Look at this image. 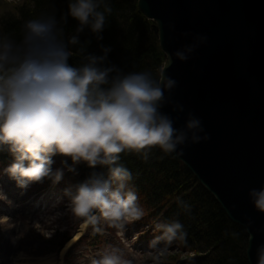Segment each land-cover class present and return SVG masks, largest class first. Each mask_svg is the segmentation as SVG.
<instances>
[{"label": "clouds", "instance_id": "9594fccd", "mask_svg": "<svg viewBox=\"0 0 264 264\" xmlns=\"http://www.w3.org/2000/svg\"><path fill=\"white\" fill-rule=\"evenodd\" d=\"M12 7V0H5L0 15ZM112 13L111 0H69L60 21L44 14L24 21L19 39L0 28V150L6 148L13 155L14 162L5 172L20 188L45 178L58 183L64 172L52 169L57 155L71 159V167L62 161L69 172L80 163L106 169V173L92 171L65 195L71 214L93 232L101 233L107 225L120 234L145 215L136 191L129 187L133 175L121 163L122 154L147 161L152 150L159 149L182 157L186 147L211 137L194 113L188 112L184 125L177 128L176 121L162 111L171 105L173 112H184L183 105L172 100L177 81L166 70L155 75L150 70L124 72L107 63L110 47L101 45L102 55L87 52L91 41L81 43L79 35L88 28L97 41L102 40ZM68 16L78 26L66 40L62 25ZM169 30L175 26L170 24ZM207 39L196 36L192 44L166 53V68L176 60L187 62ZM73 57L78 64L69 63ZM248 198L264 214V186L251 188ZM177 205L185 212L191 210L179 197ZM252 223L249 219L246 225L250 240ZM154 228L159 234L150 241L148 255L158 264L172 244L186 243L187 233L179 220L159 221ZM97 256L90 264H134L113 245ZM256 264H264V243L256 248Z\"/></svg>", "mask_w": 264, "mask_h": 264}, {"label": "water", "instance_id": "95a60500", "mask_svg": "<svg viewBox=\"0 0 264 264\" xmlns=\"http://www.w3.org/2000/svg\"><path fill=\"white\" fill-rule=\"evenodd\" d=\"M163 54L161 71L177 81L172 100L183 113L169 114L175 126L188 112L199 117L211 139L184 149L181 161L247 236L246 259L256 264L264 243V214L248 191L264 186V0H137ZM175 26L174 31L169 25ZM183 33L190 35L185 37ZM207 36L187 62L166 68V53ZM177 117H179L177 119Z\"/></svg>", "mask_w": 264, "mask_h": 264}, {"label": "trees", "instance_id": "16d2710c", "mask_svg": "<svg viewBox=\"0 0 264 264\" xmlns=\"http://www.w3.org/2000/svg\"><path fill=\"white\" fill-rule=\"evenodd\" d=\"M136 1L111 0L113 13L101 33L103 39L97 41L88 28L79 35V39L81 43L91 41L87 47V52L91 54L102 55L101 45L110 47L112 51L108 54L107 63L124 72L150 70L155 75L161 69L163 54L152 32L153 23L138 12ZM68 3L69 0H25L12 7L10 14L0 17V28L15 33V38L19 39L24 21L42 14L54 15L60 21L61 16L68 12ZM62 26L67 40L75 34L78 22L68 16ZM69 63L76 65L79 59L70 58ZM13 160V155L6 148L0 150V167ZM53 160L60 161L61 166L57 169L64 172L57 184L73 191L74 186L87 179L92 171L106 173V169H90L85 163L75 165V172H69L62 161L66 160L67 166L71 167L70 158L57 155ZM121 163L132 172L129 187L136 191L145 211L144 220L139 223L145 221V224L155 225L159 221L179 220L183 224L187 233L186 243L172 244L179 253L188 255L179 264H248L245 254L248 236L245 230L230 221L216 199L181 161L153 149L147 161L124 153ZM178 197L191 206L189 212L178 207ZM73 219L76 225L82 222L74 216ZM232 233L238 235L234 237ZM69 236L70 233L64 240ZM171 260L176 261L177 257Z\"/></svg>", "mask_w": 264, "mask_h": 264}, {"label": "rangeland", "instance_id": "374dc122", "mask_svg": "<svg viewBox=\"0 0 264 264\" xmlns=\"http://www.w3.org/2000/svg\"><path fill=\"white\" fill-rule=\"evenodd\" d=\"M24 2L25 0H12L14 5ZM4 3L5 0H0V7ZM11 11L10 8L6 15ZM2 16L4 15H0ZM59 162L54 160L53 171L61 166ZM5 174L6 172L0 175V264H43L49 260H52L53 264H90L91 259L98 258L97 254L108 245L122 248L126 256L134 260V264H156L153 257L148 255L152 251L149 248L150 241L153 240L151 234L143 237L138 233L140 228L133 230L127 225L123 233L107 234L103 238L105 247H98L94 241L87 243L88 225L75 224L70 210L67 211L66 206H69L70 202L66 200L65 193L62 194V188L52 182L29 183L15 195L10 193L14 195L11 196L8 193L9 186L6 185L8 182ZM34 197L43 200L39 209L36 202H30ZM3 218L7 221L1 222ZM66 231L73 233L74 237L77 234L86 237L77 245L73 243L69 249L65 247L71 240L59 248ZM172 257L185 261L188 255L179 253L178 249L171 245L167 255L158 264H173Z\"/></svg>", "mask_w": 264, "mask_h": 264}, {"label": "bare ground", "instance_id": "6f19581e", "mask_svg": "<svg viewBox=\"0 0 264 264\" xmlns=\"http://www.w3.org/2000/svg\"><path fill=\"white\" fill-rule=\"evenodd\" d=\"M7 182H8V186H10V188H8V193L10 194V193H13L14 195L17 193V191L19 190V189H21L20 187H18L17 186V184H16V181L15 180H13V179H11L9 176H8V178H7ZM11 195V194H10ZM14 195H11V196H14ZM37 199H38V201H37ZM31 201L30 202H36V207H37V209H39L40 207H41V205H42V201L43 200H41L39 197H34V198H31L30 199ZM2 212H5V211H2ZM6 212H8V211H6ZM5 214H8V213H5ZM5 221H7L5 218H3V219H1V222H5ZM11 221V220H10ZM79 238V235L77 234L74 238H72L71 239V241L70 242H68L67 244H66V247H65V249H69L70 248V246L77 240ZM43 264H53V261L52 260H49L48 262H46V263H43Z\"/></svg>", "mask_w": 264, "mask_h": 264}]
</instances>
